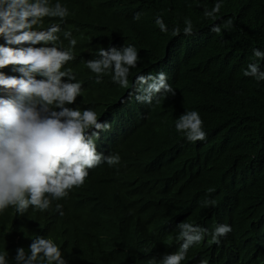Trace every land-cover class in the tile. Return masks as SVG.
<instances>
[{
    "label": "trees",
    "instance_id": "16d2710c",
    "mask_svg": "<svg viewBox=\"0 0 264 264\" xmlns=\"http://www.w3.org/2000/svg\"><path fill=\"white\" fill-rule=\"evenodd\" d=\"M114 1L123 18H112L113 7L103 1L89 21L74 24L85 36L83 48L107 50L115 40L135 47L136 67L143 74L162 68L176 95L162 106H128L118 102L124 90L108 77L98 84L87 76L71 105L105 110L125 129L118 181L104 177L84 193L80 205L93 211L86 224L56 209L32 210L16 221L0 213V255L17 264L16 250L28 254L41 237L56 242L66 264H160L179 250L178 225L191 223L211 237L218 221L232 228L223 243L194 244L181 264H251L264 248V81L243 72L250 63L264 72V59L253 56V49L264 52V0H144L135 9L131 0ZM216 3L220 12L206 17ZM186 19L192 35L183 33ZM188 111L199 113L203 141L173 131L175 117ZM206 199L214 203L202 207Z\"/></svg>",
    "mask_w": 264,
    "mask_h": 264
},
{
    "label": "clouds",
    "instance_id": "9594fccd",
    "mask_svg": "<svg viewBox=\"0 0 264 264\" xmlns=\"http://www.w3.org/2000/svg\"><path fill=\"white\" fill-rule=\"evenodd\" d=\"M103 1L113 7L112 18H123L114 0H0V72L9 74L0 73V213L8 212L15 221L32 210L56 209L67 218L80 216L86 224L93 211L80 205L84 193L104 177L118 181L123 165L117 145L125 138V129L105 110L71 105L81 96L87 76L98 84L102 76L108 77L124 90L118 102L128 106H162L176 95L162 68L143 74L136 67L135 47L115 40L107 50L83 48L85 36L74 24L89 21ZM143 1L131 0L133 9ZM221 7L216 3L205 16L214 19ZM135 19H140L139 14ZM156 24L167 32L160 17ZM180 31L174 28L173 35ZM212 31L219 34L221 26H213ZM183 33L193 34L191 20H185ZM253 56L264 59V52L253 49ZM132 68L137 73H131ZM243 75L264 81L257 63H250ZM202 125L199 113L188 111L175 117L173 131L195 143L206 138ZM213 203L206 199L202 207ZM210 226L214 230L208 237L199 226L178 225L179 250L164 256L160 264H181L194 244L219 247L232 231L228 222L214 221ZM55 243L37 237L28 254L22 247L16 250L15 260L66 264ZM0 264H7L4 255ZM251 264H264V248L255 252Z\"/></svg>",
    "mask_w": 264,
    "mask_h": 264
}]
</instances>
